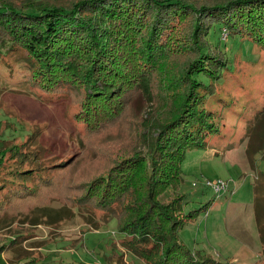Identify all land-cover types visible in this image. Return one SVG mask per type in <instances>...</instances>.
<instances>
[{"label": "trees", "instance_id": "trees-1", "mask_svg": "<svg viewBox=\"0 0 264 264\" xmlns=\"http://www.w3.org/2000/svg\"><path fill=\"white\" fill-rule=\"evenodd\" d=\"M180 25H187L188 33L174 49L169 45L171 33ZM214 26L225 38L232 35L264 50V0H0L1 60L17 53L30 89L59 97L76 88L80 96L75 118L88 130L116 116L131 89L143 90L151 100L164 98L163 110L169 105L145 152L118 158L87 184L83 198L92 197L95 206L110 212L120 234L118 244L136 259L123 260L117 249L119 254L114 252L108 264H230L190 250L178 235L210 203L185 212L184 195L177 187L185 153L205 146L207 137L219 130V119L205 103L229 58L208 38ZM172 54L191 57L174 79L177 85L164 78L159 93L148 80ZM5 123L0 134L1 217L14 201L36 197L51 186L54 172L70 162L48 157L47 147L26 138L12 143L3 134ZM246 137L249 155L255 145L263 146L264 109ZM259 185L253 184L255 194ZM168 189L173 191L163 199ZM254 207L260 264L264 200L257 197ZM25 237L14 235L1 242L0 252L15 248Z\"/></svg>", "mask_w": 264, "mask_h": 264}, {"label": "rangeland", "instance_id": "rangeland-1", "mask_svg": "<svg viewBox=\"0 0 264 264\" xmlns=\"http://www.w3.org/2000/svg\"><path fill=\"white\" fill-rule=\"evenodd\" d=\"M187 33V25L177 27L171 33L174 39L171 37L170 47L177 49ZM208 38L229 58L205 103L206 109L219 119V130L207 137L205 146L185 153L177 191L184 195L185 212L210 203L178 235L194 252L207 253L230 264H256L262 247L254 202L257 197L264 200V178H258L264 174V143L260 148L254 143L256 148H251L249 155L246 134L264 109V50L232 35L225 38L217 26L211 28ZM2 57L0 120L4 123L0 122V134L8 122L3 134L12 143L26 138L47 147L48 157L69 158L70 162L59 173L54 172L51 186L36 197L14 201L0 216V243L14 235L26 236L15 248L0 252V264H29L30 260H34L30 264H108L107 259L119 251L123 260H134L117 242L120 234L116 219H109L110 212L95 206L92 197H83L87 184L118 158L135 150L146 151L169 105L163 110L164 98L151 100L143 90L131 89L124 94L121 111L90 131L75 118L80 96L76 88L59 97L30 89L23 81V61L17 53ZM190 57L183 55L182 59L172 54L161 70L151 73L148 82L152 89L162 92L164 78L177 85L174 79L184 71ZM31 132L34 133L29 138ZM220 180L226 186L218 193L205 184ZM257 183L260 190L255 194L253 184ZM171 191L166 190L162 198Z\"/></svg>", "mask_w": 264, "mask_h": 264}, {"label": "built area", "instance_id": "built-area-1", "mask_svg": "<svg viewBox=\"0 0 264 264\" xmlns=\"http://www.w3.org/2000/svg\"><path fill=\"white\" fill-rule=\"evenodd\" d=\"M208 187H211L214 189V192L215 193H218L220 192L221 189H224L226 184L223 182V181H218V182H210V181H207L205 183Z\"/></svg>", "mask_w": 264, "mask_h": 264}, {"label": "crops", "instance_id": "crops-1", "mask_svg": "<svg viewBox=\"0 0 264 264\" xmlns=\"http://www.w3.org/2000/svg\"><path fill=\"white\" fill-rule=\"evenodd\" d=\"M3 254H4V252H3ZM7 257V256H6ZM7 261V260H6ZM7 264H8V262H7Z\"/></svg>", "mask_w": 264, "mask_h": 264}]
</instances>
